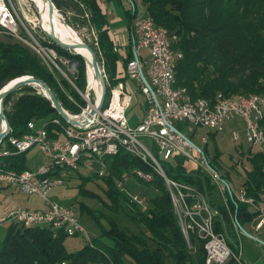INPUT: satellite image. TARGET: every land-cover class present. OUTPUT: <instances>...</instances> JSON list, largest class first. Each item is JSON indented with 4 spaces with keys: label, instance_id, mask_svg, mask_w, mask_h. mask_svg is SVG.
Returning a JSON list of instances; mask_svg holds the SVG:
<instances>
[{
    "label": "trees",
    "instance_id": "obj_1",
    "mask_svg": "<svg viewBox=\"0 0 264 264\" xmlns=\"http://www.w3.org/2000/svg\"><path fill=\"white\" fill-rule=\"evenodd\" d=\"M126 1L134 6L133 11L126 10L129 24L136 16L135 2L138 1L157 26L177 35L182 58L175 70L176 83L187 90L192 100L215 101L218 97L233 99L264 95V0ZM52 2L59 16L66 18L68 24H82L95 30L97 48L87 44L95 51L107 83L124 80L123 72L117 71L118 56L113 52V40L109 36V22L102 0ZM117 2L121 4V0ZM46 38L48 43L38 40L54 49L58 56L76 63L77 71L70 78L75 86L85 91L87 72L85 76L86 65L82 59ZM25 76H31L50 87L68 113L80 112V108L63 91L59 80L70 91L73 89L71 85L62 76L58 77L55 70L48 69L31 49L8 33H3L0 40V90L11 81ZM74 98L80 106L84 105L81 97L75 95ZM4 115L11 137L18 138L27 133V123L30 121L51 122L59 119L64 122L49 100L31 86L18 90L4 100ZM2 129L3 125L0 124ZM249 153L242 155V158H247L250 168L245 171L246 179L238 186L244 188L247 196L257 200L264 195V153ZM25 155H16L7 160L10 168L18 172L28 170ZM159 163L167 179L194 187L203 194L211 210L216 212L214 231L225 234L229 247L237 253L241 233L234 226L233 219L245 231L244 225L253 223L254 214L247 211L246 205L233 201L226 191L224 202L218 187L201 169H187L184 157L175 156ZM108 164L109 174L104 177L77 172L70 173L67 178L77 177L78 197L94 198L85 185L89 182L102 183L104 198L101 200V210H91L80 204L97 223L100 219L105 221V225L100 226L101 241L69 254L64 247L66 237L60 235L55 239L48 228L14 227L16 224L10 223L7 224L3 241H0V264H87L90 261L99 264H204L202 241L190 234V244L187 243L165 179L125 153L108 159ZM209 164L232 185L231 173L222 169L217 154L211 156ZM236 164L239 163L235 162L232 168ZM133 170L152 175V180L147 182L135 177ZM125 175L133 181V184L130 181L126 184L129 192L146 187L158 192L154 197H143L145 210L118 188L116 182ZM226 264L237 263L229 260ZM243 264L246 263L243 261Z\"/></svg>",
    "mask_w": 264,
    "mask_h": 264
},
{
    "label": "built area",
    "instance_id": "obj_2",
    "mask_svg": "<svg viewBox=\"0 0 264 264\" xmlns=\"http://www.w3.org/2000/svg\"><path fill=\"white\" fill-rule=\"evenodd\" d=\"M3 33H8L37 54L48 69L58 72L77 91L84 102L80 106L69 97L80 108L78 114L66 111L78 121L77 125H70L63 119L64 122L53 119L40 126L30 121L26 134L18 138L11 137L9 132L0 143V185L15 188L27 196L36 195L47 206L46 210L18 209L8 215L6 222L25 228H48L55 239L60 235L72 238L85 234L74 207L50 201L48 194L54 187L61 186L70 173L106 176L109 174L108 159L125 153L165 179L187 243L190 244V234L202 241L204 264H226L229 260L238 264V260H243L240 246L234 253L225 234L214 231L213 218L216 212L211 210L203 194L194 187L167 179L159 161L171 160L175 156L184 157L188 170L201 169L213 184L217 186L219 183L224 187L220 191L224 202L226 191L233 201L246 205L247 211L255 216L252 229L255 233L260 232L264 228V195L256 200L247 196L242 187H239L237 194L231 191V185L211 168L202 149L201 145L208 143L207 138L200 137L201 145H196L175 124L184 123L192 135L198 128L216 133L221 132L225 124L239 118L243 122L247 142L264 153V139L254 128L256 110L264 109V97L263 100H248V97L192 100L187 90L176 83L175 70L182 58L177 35L157 26L152 18L145 15L134 17L129 25L128 42L124 46L126 54L122 56L124 80L107 83L105 103L98 111L99 96L94 89L86 83L85 91L81 92L70 78L77 71L76 63L58 56L54 49L43 45L33 36L8 0H0V34ZM114 51L117 50L114 48ZM130 81L135 82L136 90L145 99L147 109L143 119L134 128H130L127 121V112L136 95ZM37 90L42 94L41 90ZM233 138L238 140L237 135ZM35 147L46 158L45 165L35 171L18 172L10 168L7 160L26 154ZM133 174L147 182L152 180V175L140 170H133ZM130 179L125 175L116 184L132 202L145 210L144 198L130 195L127 190L126 184ZM233 223L240 233H245L235 218ZM88 245L91 246L92 242L89 241Z\"/></svg>",
    "mask_w": 264,
    "mask_h": 264
},
{
    "label": "rangeland",
    "instance_id": "obj_3",
    "mask_svg": "<svg viewBox=\"0 0 264 264\" xmlns=\"http://www.w3.org/2000/svg\"><path fill=\"white\" fill-rule=\"evenodd\" d=\"M8 1L14 7L19 19L24 24V26L28 30H30L31 34L37 39L48 43V39L46 38L47 35H43L44 32L39 26V14L36 2L34 0ZM102 3L106 4L107 19L109 22L110 31L118 40L117 44L123 46L127 41L125 29L129 21V17L126 15V10L133 11V7L131 3L127 2L126 0H121V4L118 3L117 0H102ZM135 6V17H144L146 14L142 5L137 1L135 2ZM60 18L64 20V24L66 26L70 27L77 33L82 42L86 44L88 43L89 45L91 44L97 48V35L95 30L82 24H68L67 19L59 16V13H57L55 16V22H62ZM21 33L23 32L21 31ZM1 39L2 34H0V40ZM113 52L115 51L113 50ZM121 59L122 61L124 60L123 58ZM121 59H117L118 62H120L119 60ZM86 71L87 69H85V76ZM56 73L58 77H61L58 72ZM129 83L136 95L133 99L132 104L130 105V109L127 112V121L130 128H134L143 119L145 111L147 109L145 99L136 90L135 82L130 81ZM59 84L62 86L63 91L68 96L74 98V96L77 95L78 97H80L75 89H72V91H70V89L68 87H65L63 82H61L60 80ZM34 88L39 89L38 87ZM76 88L82 92L78 85H76ZM44 121L45 120L38 121L35 122V124L36 126H40ZM175 126L196 145H201L199 143L200 137L205 136L207 138L208 143H206L204 146L201 145L202 149L206 153V157L210 160L211 156H214L216 154L219 156V163L222 166V169L231 173V178L233 179L231 187L235 194H237L239 189L238 184H241L242 180L246 179L245 171L250 168L247 158H242V155L247 154L249 151V155H254L259 152V149L252 147L251 144H249L245 139L244 125L242 120L239 118L234 119L230 123L225 124L221 132L216 133L205 128H198L194 135H192L191 132L187 131V127L184 123H176ZM234 135H237V141L234 140ZM46 162V158L36 147L30 149L25 155V165L28 170L35 171L39 168V166L45 165ZM235 162H238L239 164H236L232 168ZM76 178V176L74 179L70 180L66 178L61 186L54 187V189H52L48 194V199L57 204H73L76 215L79 219V223L85 230V234H80L72 238H66L64 247L66 252L69 254L76 253L81 248L83 249L84 246L88 245L89 241L92 243L101 241L102 238L100 236V226L105 225V221L103 219H100L99 223H97L88 215V213L86 212L87 209L83 205L80 206V204L82 203L91 210H101V200L104 198V194L101 189V187H103L101 186L102 183L100 181L98 182V184L89 182L85 185V189L91 191L94 195V198L83 196L78 197L76 190L78 180ZM130 184H133L132 180H130ZM217 186L220 191L224 188L219 183L217 184ZM157 194L158 192L155 189H147V187L146 189L139 188L130 191V195H137L140 198H143L144 196L145 198L150 196L154 197ZM84 208L86 210H84ZM18 209L28 211L46 210L47 206L45 202L42 199L40 200V198L36 195L27 196L20 193L18 190H15V188L13 189L12 187L0 185V241H3L7 233V229L2 228L4 221L7 219L8 215L11 212L17 211ZM20 226L21 225L16 224L14 227ZM252 227V222L244 225V229L246 232L244 234L241 233L240 236V244L238 245H240L241 255L243 258L242 261H244L246 264H264V228L260 232L255 233ZM87 264L99 263L90 261L87 262Z\"/></svg>",
    "mask_w": 264,
    "mask_h": 264
},
{
    "label": "water",
    "instance_id": "obj_4",
    "mask_svg": "<svg viewBox=\"0 0 264 264\" xmlns=\"http://www.w3.org/2000/svg\"><path fill=\"white\" fill-rule=\"evenodd\" d=\"M41 5L43 6L42 15L47 12L48 20L50 23V33H47L43 30L44 34H46L49 39L59 48L70 52L75 56H79L83 59L86 65V69L91 68L93 71L94 78L98 81L99 87V99L97 104V110L100 111L105 103L106 93H107V82L104 74V70L100 65V62L97 59V55L95 51L88 46V44L84 42H64L60 40V37L57 36L55 32V16L58 13L56 10L52 0H39ZM41 13V12H40ZM62 23L64 20L60 18ZM77 50H84L89 55V59L82 56L80 53L76 52ZM38 87L42 95L49 100L53 110L63 119L65 122H68L70 125H77L78 121L71 118L66 111L61 107L58 102L55 94L52 92L50 87H48L44 82L37 80L31 76H25L18 79H15L8 83L5 87L0 90V124L3 125V129L0 131V143L4 140L7 134L10 132V126L8 120L4 115V100L11 94L17 92L18 90L26 87Z\"/></svg>",
    "mask_w": 264,
    "mask_h": 264
},
{
    "label": "bare ground",
    "instance_id": "obj_5",
    "mask_svg": "<svg viewBox=\"0 0 264 264\" xmlns=\"http://www.w3.org/2000/svg\"><path fill=\"white\" fill-rule=\"evenodd\" d=\"M37 4V10L39 14V26L41 30L50 33V23L48 20L47 12L42 15L43 6L42 3L39 2V0H34ZM41 12V13H40ZM56 20V19H55ZM55 32L57 36L60 37V40L70 43V42H82L77 33L72 30L70 27L66 26L64 23H56L55 22ZM76 52L80 53L85 58L89 59V55L84 50H77ZM87 84L90 86V88L94 89L96 95L99 96V87H98V81L93 76V71L91 68H88L87 70ZM245 96H238L236 98H244ZM263 96H250L249 99H255V100H263ZM264 120V109H257L256 110V117L254 120V128L255 131H258L259 135L262 139H264V125H262V122ZM232 191V189H231ZM238 264H243L242 260H238Z\"/></svg>",
    "mask_w": 264,
    "mask_h": 264
},
{
    "label": "crops",
    "instance_id": "obj_6",
    "mask_svg": "<svg viewBox=\"0 0 264 264\" xmlns=\"http://www.w3.org/2000/svg\"><path fill=\"white\" fill-rule=\"evenodd\" d=\"M102 7H103V9H104V11H105V13H106V15H107V11H106V4H103L102 3ZM129 21H128V23H127V25H126V29H125V33H126V38L128 39V28H129ZM109 36H110V39L111 40H113V48H115L117 51L116 52H114L117 56H118V59H121L122 58V56L123 55H125L126 54V50L124 49L125 47V45L127 44V42H128V40L124 43V45L123 46H120V45H118L117 44V42H118V40L116 39V37L111 33V31H110V26H109ZM120 62H118V60H117V62H116V67H117V71L118 72H123V61H122V59L121 60H119ZM122 61V62H121ZM118 63V64H117ZM7 224H9L8 222H6V221H4V224L2 225V228H7Z\"/></svg>",
    "mask_w": 264,
    "mask_h": 264
}]
</instances>
